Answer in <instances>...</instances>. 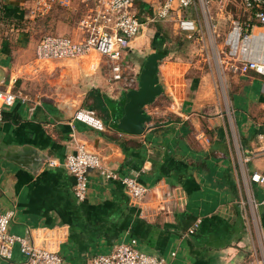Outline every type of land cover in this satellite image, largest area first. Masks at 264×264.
Wrapping results in <instances>:
<instances>
[{
  "label": "crops",
  "instance_id": "crops-1",
  "mask_svg": "<svg viewBox=\"0 0 264 264\" xmlns=\"http://www.w3.org/2000/svg\"><path fill=\"white\" fill-rule=\"evenodd\" d=\"M145 3H135L141 18L151 13ZM27 4L32 0L0 2V24L20 23ZM54 20L57 36H82L61 15ZM171 23L177 43L185 42V32ZM32 42L27 32L17 39L0 38V86L27 96L0 114V214L13 212L10 234L29 233L38 246L57 252L62 264H89L131 240L140 252L167 264H255L254 258H262L264 184L248 180L253 173L264 176L262 76L239 75L241 88L231 95L233 103L238 101L234 118H199L198 80L189 78L185 88V66L170 61L181 59L180 49L160 27L143 26L124 57L139 75L145 58L164 50L157 70L162 92L144 108L145 132L130 136L113 128L125 91L109 81L103 57L94 53L99 62L90 57L94 54L50 62L55 70L50 86L26 85L19 73L35 57L36 45L29 51ZM95 98L106 112L92 109L102 118L104 132L72 119L80 104L89 109ZM208 99L202 107L212 103ZM72 136L97 153L106 169L120 177L137 176L150 189L145 201L133 205L119 181H106L97 170L88 171L86 199L77 201L74 179L62 166L73 151ZM22 263L17 245L9 261L0 259V264Z\"/></svg>",
  "mask_w": 264,
  "mask_h": 264
},
{
  "label": "built area",
  "instance_id": "built-area-1",
  "mask_svg": "<svg viewBox=\"0 0 264 264\" xmlns=\"http://www.w3.org/2000/svg\"><path fill=\"white\" fill-rule=\"evenodd\" d=\"M6 0H0L5 2ZM91 10L80 22L81 37L46 35L35 46V59L41 62L80 60L91 54H98L108 63L109 81L117 83L125 92L137 88L138 74L125 60V52L131 48L134 39L140 34L144 24L171 21L179 31L195 30V20L187 17L188 10L195 7L197 0H161L152 6L151 13L141 18L135 8L139 0H81ZM33 10L45 14L52 8L66 9L73 7L74 0H32ZM242 9L247 12L243 20L232 22L226 37V58L229 69L239 75L254 72L264 78V0H241ZM264 93V84L262 85ZM18 101H27V96L20 90L0 86V114L3 108L11 107ZM72 119L97 132H104L106 126L93 111L79 108ZM260 153H264V136H259ZM73 151L67 154L63 168L74 179L73 194L77 201L86 199L87 174L97 170L106 181H119L129 201L141 205L150 189L142 184L137 176H118L106 169L99 155L72 136ZM55 166L54 161L48 162ZM250 183L263 185L264 176L253 173L248 176ZM13 212L0 214V259L9 261L17 245L23 258L22 264H62V259L55 251L38 246L32 236L20 237L9 233ZM198 223L187 230L192 234ZM174 255V254H172ZM262 258H254L255 264H264V246ZM89 264H167L164 258H158L140 252L136 241L116 245L108 254L94 256Z\"/></svg>",
  "mask_w": 264,
  "mask_h": 264
},
{
  "label": "rangeland",
  "instance_id": "rangeland-1",
  "mask_svg": "<svg viewBox=\"0 0 264 264\" xmlns=\"http://www.w3.org/2000/svg\"><path fill=\"white\" fill-rule=\"evenodd\" d=\"M141 1L147 2L145 4H149V8L151 9L152 6L157 4V0ZM73 3V7L66 9L55 7L45 14H39L33 10L32 5L27 4L24 7L23 20L20 23L9 24L5 22L0 24V38L9 40L13 39L16 35L17 39L18 34L21 35L27 32L34 39L32 47L29 50L32 51L34 45L43 36L59 35L58 23L54 20V17L60 15L64 18L66 24H74L77 29L76 31H78L77 33H80L79 22L92 11L87 9L81 0H74ZM243 14L241 0H197L195 7L188 10L186 14L189 19L195 20V30L184 33L185 42L183 41V43H177V38L179 37L173 31L171 21L147 23L148 25H144L145 28L153 30H155V27H160L163 35L168 38L171 37L172 46H177L180 49L181 54H179V57L181 59L178 60L172 56L173 58L170 61L180 62L185 66V73L182 78L180 77L185 81V88L187 87L189 78L198 80L196 96H199L201 103L197 107L199 109V112H197L199 118L235 117L236 108L234 103L238 105V101L235 100L236 102L233 103L231 95L232 91L234 93L235 91H239L241 88L240 83L242 82L237 80L239 74L229 69L230 62L226 58L227 48L225 40L231 29L232 22L241 20ZM51 19L53 20L50 22ZM175 30L177 31V29ZM90 57L99 62L97 55L94 54ZM48 62L38 61L32 55L31 61L25 64L27 67L25 72L22 74V71H20L19 79L27 82L26 85L50 86L52 82L51 73L55 72L51 64L58 63L59 61ZM19 86L22 87V84H19ZM41 92L51 94L53 90L42 89ZM66 95L68 96L69 94ZM78 95L80 96V91H78ZM205 98H209L208 100H211L212 103L209 101L207 102V107H202ZM80 106L81 104L78 106V109Z\"/></svg>",
  "mask_w": 264,
  "mask_h": 264
},
{
  "label": "water",
  "instance_id": "water-1",
  "mask_svg": "<svg viewBox=\"0 0 264 264\" xmlns=\"http://www.w3.org/2000/svg\"><path fill=\"white\" fill-rule=\"evenodd\" d=\"M163 57L158 51L150 53L140 69L137 88L128 90L123 95L116 109V122L113 125L119 133L140 136L145 132L149 117L144 108L152 104L162 92L157 79V70L159 61Z\"/></svg>",
  "mask_w": 264,
  "mask_h": 264
},
{
  "label": "trees",
  "instance_id": "trees-1",
  "mask_svg": "<svg viewBox=\"0 0 264 264\" xmlns=\"http://www.w3.org/2000/svg\"><path fill=\"white\" fill-rule=\"evenodd\" d=\"M1 9H2V11H4L3 10V8L1 7ZM8 10V9H7ZM159 31V30H158ZM160 48V47H159ZM158 52H160L161 54H163V56H164V54H165V51L164 50H158ZM93 108H96L98 111H101V113L103 114V115H105L106 116V112L104 111V110H102L101 109V107H100V104H99V100H98V98H95L94 99V104H93V107H91V108H89L88 110H91V111H93L99 118H101L94 110H92ZM102 119V118H101ZM103 121V120H102ZM203 168H207L206 167V163L205 164H203V166H202ZM208 169V168H207Z\"/></svg>",
  "mask_w": 264,
  "mask_h": 264
}]
</instances>
